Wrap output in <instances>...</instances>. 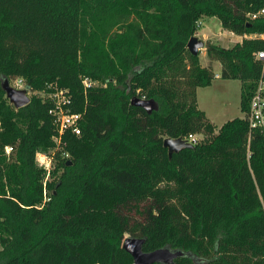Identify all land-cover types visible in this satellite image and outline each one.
<instances>
[{
	"label": "trees",
	"instance_id": "obj_1",
	"mask_svg": "<svg viewBox=\"0 0 264 264\" xmlns=\"http://www.w3.org/2000/svg\"><path fill=\"white\" fill-rule=\"evenodd\" d=\"M263 6L0 0V264H131L125 235L142 238V251H181L173 264H264V135L246 118L264 79L254 58L264 41L205 42L219 76L239 81L243 115L216 130L196 105L213 71L186 47L201 16L236 35L264 32V15L247 16ZM3 78L35 93L15 109ZM82 78L93 83L83 88ZM54 88L81 116L80 133L59 134L57 147L49 104L36 94ZM193 133L202 138L168 156L164 138ZM46 151L54 166L43 182L35 153Z\"/></svg>",
	"mask_w": 264,
	"mask_h": 264
},
{
	"label": "rangeland",
	"instance_id": "obj_2",
	"mask_svg": "<svg viewBox=\"0 0 264 264\" xmlns=\"http://www.w3.org/2000/svg\"><path fill=\"white\" fill-rule=\"evenodd\" d=\"M193 36L201 42V46L196 52L199 64L201 66L209 65L213 74H216V76L214 75L212 77L209 85L196 88L197 108L206 113L209 120L214 123L215 127H219L224 121L233 117H242L243 114L240 112L238 107L239 81L237 79L221 78L219 76L218 62L208 60L204 52L205 42L216 44L218 46L229 47L235 43L234 36L230 35L229 31L222 28L215 17L209 16H201L199 18ZM14 79L8 81L11 87H13V84L17 81H14ZM34 93L35 92H30L26 89V96L28 98ZM36 94L41 96V92L39 91L36 92ZM196 137L197 141H199L202 138V135L196 134ZM65 156V154H61V157ZM53 161L54 155L52 154L49 170H51L54 166Z\"/></svg>",
	"mask_w": 264,
	"mask_h": 264
},
{
	"label": "built area",
	"instance_id": "obj_3",
	"mask_svg": "<svg viewBox=\"0 0 264 264\" xmlns=\"http://www.w3.org/2000/svg\"><path fill=\"white\" fill-rule=\"evenodd\" d=\"M264 15V6L258 9L256 12L248 14V18L252 19L256 16ZM244 38H253L257 37L264 41V32L260 33H250L242 35ZM254 58L261 62V69L264 70V49L258 50L254 53ZM17 80V81H15ZM16 82L13 84V87H22L23 82L20 78H15ZM91 82L87 78H82V86L86 88L90 86ZM49 87V86H48ZM42 100L46 101L49 104L47 113L51 115L53 122L56 124L57 135L52 137V141L55 144V147L58 145L59 134L63 132H70L71 134L78 135L80 133L79 120L80 113L71 112L70 104L71 99L67 94L66 90L62 88H54L47 92H41ZM248 127L249 129H258L264 135V79L261 77L258 79L256 88L253 95L249 101V109L246 114ZM179 139L187 142L189 144L197 142L196 134H188ZM11 147L9 145L4 146L3 153L9 155ZM51 153L48 152H36L35 153V162L36 164L43 168L44 170V179L43 182L48 179L49 167L51 164L52 158ZM44 194V190H43ZM44 198V197H43Z\"/></svg>",
	"mask_w": 264,
	"mask_h": 264
},
{
	"label": "water",
	"instance_id": "obj_4",
	"mask_svg": "<svg viewBox=\"0 0 264 264\" xmlns=\"http://www.w3.org/2000/svg\"><path fill=\"white\" fill-rule=\"evenodd\" d=\"M201 46V42L194 36H191L186 43V47L191 54H196ZM1 89L4 91V96L8 102L16 109L26 104L29 98L26 96V88H13L9 85L6 78L1 80ZM132 104L141 106L147 112L155 109V104L151 100H142L138 98L132 99ZM190 144L179 138H164L162 146L166 148L168 156L172 152H176L179 148L187 147ZM142 238L126 236L123 238L121 247L129 253L132 258L131 264H151L159 262L161 264H173V259L181 256L179 250H172L166 246L153 249L151 251H142Z\"/></svg>",
	"mask_w": 264,
	"mask_h": 264
},
{
	"label": "crops",
	"instance_id": "obj_5",
	"mask_svg": "<svg viewBox=\"0 0 264 264\" xmlns=\"http://www.w3.org/2000/svg\"><path fill=\"white\" fill-rule=\"evenodd\" d=\"M230 32V31H229ZM230 35H233L234 36V38H235V42H239L240 40H241V38H242V36H240V35H236V34H234V33H232V32H230ZM215 76H216V74H214ZM204 112V111H203ZM205 114V116L208 118V116L206 115V113H204ZM209 119V118H208ZM213 123V122H212ZM214 124V123H213ZM218 127H216V129H217ZM215 129V130H216Z\"/></svg>",
	"mask_w": 264,
	"mask_h": 264
}]
</instances>
